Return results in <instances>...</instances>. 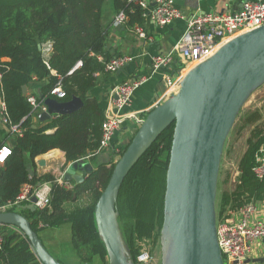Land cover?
<instances>
[{
    "label": "trees",
    "instance_id": "trees-1",
    "mask_svg": "<svg viewBox=\"0 0 264 264\" xmlns=\"http://www.w3.org/2000/svg\"><path fill=\"white\" fill-rule=\"evenodd\" d=\"M105 1L0 0L1 96L10 125L17 126L20 131L10 147V157L0 166V204L12 201L25 184L37 186L48 183L51 211L24 210V217L30 222L32 230L40 239L39 222L46 228H58L68 223L73 250L80 253V257L85 251L87 261L99 258L100 264H108V258L97 234L94 206L109 181L114 163L108 168L99 166L83 183L67 189L56 183L51 175L39 178L29 176L25 160L28 158L33 164L36 157L54 149L62 151L67 162H75L88 154L93 157L97 152L104 109L88 94L98 82L95 74H103L105 78L109 76L104 72V64L96 59L101 56L104 62L110 60L104 49L105 34L101 23ZM112 1L116 13H126L129 25L142 24L144 19L139 7L127 0ZM47 42L51 43L52 50L45 64L40 46ZM78 62L81 66L73 70ZM42 81H46L41 90L44 99L69 102L77 97L83 106L72 114L56 115L32 128L35 114H32L28 97L22 94V87L28 88L33 82ZM59 81L65 93L62 99L49 94ZM260 120L261 115L255 112L245 117L244 124L256 125ZM173 128L174 124H171L133 166L117 197L120 231L135 264H138L135 244L144 240L156 242L160 237ZM48 130L54 131L46 134ZM263 143L264 131L255 126L237 166L234 190L221 195L217 221L227 210L263 201L264 181L258 180L252 172ZM86 193L90 195L88 205L68 212L65 210L66 203L74 202ZM122 220H128V230L123 228ZM0 264L40 263L22 233L9 231L4 238Z\"/></svg>",
    "mask_w": 264,
    "mask_h": 264
},
{
    "label": "water",
    "instance_id": "water-1",
    "mask_svg": "<svg viewBox=\"0 0 264 264\" xmlns=\"http://www.w3.org/2000/svg\"><path fill=\"white\" fill-rule=\"evenodd\" d=\"M262 85L264 26L222 45L208 60L185 73L175 94L147 113L114 164L94 206L96 230L108 264H135L120 231L117 197L129 171L171 124L174 128L159 237L161 264H223L215 215L220 159L240 109ZM25 93L26 87H22V94ZM43 106L45 111L39 109L34 124L49 121L52 115L72 114L83 104L77 97L69 102L49 98L43 101ZM38 164L44 165L42 161ZM27 172L33 175L28 168ZM91 173L89 164L77 160L68 165L63 181L73 180L77 185ZM34 202L32 198L20 210L34 212ZM0 226L20 231L40 264H61L46 251L19 211L0 213Z\"/></svg>",
    "mask_w": 264,
    "mask_h": 264
},
{
    "label": "built area",
    "instance_id": "built-area-1",
    "mask_svg": "<svg viewBox=\"0 0 264 264\" xmlns=\"http://www.w3.org/2000/svg\"><path fill=\"white\" fill-rule=\"evenodd\" d=\"M127 2L142 10V17L145 21L160 28L177 20H186V28L172 49L165 54L155 55L150 60L151 75L162 70L165 71L163 80L171 89H176V91L186 71L208 60L222 45L235 37L264 26V0H245L236 11L230 13H198L189 17H185L175 7L174 0H151V8L139 0H127ZM127 21L126 13L119 11L113 18L112 27L119 28ZM134 33L139 39H146L144 31L140 27H134ZM51 50L50 42L40 46L41 56L45 64L49 59ZM96 59L104 64V72L107 74L116 73L130 61V58L125 56L115 57L107 62H104L101 56H97ZM80 66L81 63L78 62L73 70ZM172 66H177L175 68L177 73H168ZM146 81L147 77H133L111 89L103 110L101 137L96 153L112 146L115 134L120 131L125 122L128 121L134 125L133 133L143 123L147 113H124V110L130 106L134 92ZM49 94L57 99L65 97L60 81ZM45 99L36 101L32 97H28L32 114L38 113L39 109L45 111L43 106ZM1 119L5 125H8L13 135L20 134L17 126L10 125L4 104L2 105ZM125 144L115 145L112 148L114 154L119 156ZM10 155L11 148L1 145L0 166L5 163ZM91 157L90 154L80 160H88ZM252 172L258 180L264 181V143L256 155ZM32 198L35 199L33 203L35 210L51 211L50 185L42 183L37 186L23 185L12 201L0 204V213L18 212L22 206L30 204ZM262 206H264V199L261 203H246L236 209L228 210L226 215L218 221L216 220L217 244L223 264H248L254 245L258 241L264 240V220L257 215L258 209H261ZM2 227L5 226H0V253L6 235ZM39 227H43L40 222ZM147 253L141 252L137 256L138 264L148 263L149 253Z\"/></svg>",
    "mask_w": 264,
    "mask_h": 264
},
{
    "label": "crops",
    "instance_id": "crops-1",
    "mask_svg": "<svg viewBox=\"0 0 264 264\" xmlns=\"http://www.w3.org/2000/svg\"><path fill=\"white\" fill-rule=\"evenodd\" d=\"M139 1L148 4V8H151V0ZM243 1L245 0H174V4L175 7L185 15V17H189L190 15L198 13L234 12L240 7ZM106 3H108L107 7H105ZM112 3V0H106L102 8L101 23L105 34L104 49L110 59L125 56L130 58V61L116 73L109 74L108 78H105V75L103 74H95L98 82L95 87L90 90L88 95L90 98H95L100 107H103L104 109L108 101L109 92L112 88L133 77H147V81L134 92L131 104L124 110V113H148L172 94V91H170L171 87H169L166 81L163 80L165 71L162 70L151 75L150 60L153 56L165 54L172 49L186 28V20H177L162 28L145 20H143L141 25L134 24L133 26L129 25L127 21L123 26L113 28L112 21L117 13L113 9ZM136 26L144 31L146 39L142 40L137 37L134 33V27ZM175 68H177V66H172L171 70H168V73H177L175 72ZM51 74L55 75L54 72H51ZM45 84L46 81L33 82L28 88H26L25 95L27 97L42 100L43 96L41 90ZM2 105L3 102L0 89V143L1 145L11 147L17 135H13L10 132L8 125H5L2 122ZM54 116L56 115H52L51 119H53ZM39 124V122H36L34 125L37 127ZM133 126L132 123L128 121L125 122L120 131L115 134L112 146L99 151L91 159L84 160V163L89 164L93 171L101 165L108 168L111 163H115L117 156L114 154L112 148L119 143L127 142V139L133 134ZM53 131L54 130H48L46 134H50ZM89 155L90 154L87 156ZM41 161L44 163L43 166L38 164ZM70 163L72 162H67L64 153L58 149L51 150L46 154L36 157L33 160V164L28 158L25 160L26 167L30 169L33 174L32 176L39 178L43 175H51L54 177L56 183L63 185L67 189H72L76 185L73 180L70 182L63 181L64 173ZM89 203L90 195L86 193L79 196L74 202L66 203L64 208L68 212L75 208H82ZM24 210L19 211L23 216ZM258 212V217L264 220V206H262L261 209L259 208ZM2 230L4 233L17 231L13 227H2ZM40 232L42 233L40 240L44 248L46 249V244L51 250L55 251L56 254L60 253L58 228L41 227ZM46 251L50 254L47 249ZM50 255L54 257L52 254ZM55 259L58 260L57 258ZM259 259H264V240L258 241L254 245L248 259V264H264V261L258 262ZM93 261H98L100 264V260L97 257H94L92 262ZM82 262L83 261H80L79 263L84 264ZM87 263L88 262H86V264Z\"/></svg>",
    "mask_w": 264,
    "mask_h": 264
},
{
    "label": "rangeland",
    "instance_id": "rangeland-1",
    "mask_svg": "<svg viewBox=\"0 0 264 264\" xmlns=\"http://www.w3.org/2000/svg\"><path fill=\"white\" fill-rule=\"evenodd\" d=\"M108 3L105 4L107 7ZM172 94L176 93V89H170ZM258 112L261 115V120L256 125H245L244 119L249 114ZM255 126H258L264 131V85L255 90L247 101L244 103L240 109L234 124L228 133V136L225 140L223 151L219 164L218 179H217V192L215 198V215L217 220V215L219 212V203L221 195L224 192L231 193L234 190L236 179L238 176L237 166L240 158L242 157L246 149V141L250 136V133ZM129 138L127 139V141ZM127 143V142H126ZM117 156V155H116ZM119 156H117L116 161ZM116 163V162H115ZM114 163V164H115ZM228 211V210H227ZM227 211L222 215H226ZM123 228L128 230V220H122ZM18 231V230H17ZM70 226L68 223H65L58 227V236H59V249L60 253H57L50 249L45 243L46 249L57 258L62 264H99L98 261H87L85 251H82V257L79 256L80 253H77L73 250L70 242ZM42 233L39 232V237L41 238ZM156 242L144 240L135 244V247L138 248L137 255L141 252H148L149 261L147 264H161V250L159 244V238L155 240ZM92 262V263H91Z\"/></svg>",
    "mask_w": 264,
    "mask_h": 264
},
{
    "label": "bare ground",
    "instance_id": "bare-ground-1",
    "mask_svg": "<svg viewBox=\"0 0 264 264\" xmlns=\"http://www.w3.org/2000/svg\"><path fill=\"white\" fill-rule=\"evenodd\" d=\"M189 70H190V69H189ZM189 70H188V71H189ZM188 71H186V72H188Z\"/></svg>",
    "mask_w": 264,
    "mask_h": 264
}]
</instances>
